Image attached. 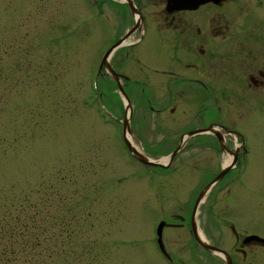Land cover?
I'll return each mask as SVG.
<instances>
[{"label": "rangeland", "instance_id": "374dc122", "mask_svg": "<svg viewBox=\"0 0 264 264\" xmlns=\"http://www.w3.org/2000/svg\"><path fill=\"white\" fill-rule=\"evenodd\" d=\"M236 2V16L223 29L239 37L264 31V0ZM124 9L121 0H0V264H159L151 258L157 225L174 222L172 215L229 155L204 132L214 126L235 131L227 134L232 151L241 148L240 138L245 144L239 165L208 192L201 232L216 235L218 193L241 226L264 233V84L254 86L246 73L241 79L216 74L212 97L189 83L185 96L173 82L171 97L168 77L155 71L167 67L150 66L143 53L159 58L168 48L149 29L145 40L138 31L129 41L140 42L114 47L106 58L107 69L129 76L119 78L127 107L114 75L99 70L105 52L134 22ZM251 49L254 67L247 70L255 74L264 70V43ZM126 116L135 146L158 163L156 170L127 149ZM185 136L169 166L159 165ZM231 187L246 188L237 191L238 203L226 198ZM167 235L184 257L186 242Z\"/></svg>", "mask_w": 264, "mask_h": 264}, {"label": "flooded vegetation", "instance_id": "af4514ba", "mask_svg": "<svg viewBox=\"0 0 264 264\" xmlns=\"http://www.w3.org/2000/svg\"><path fill=\"white\" fill-rule=\"evenodd\" d=\"M121 1L126 8L123 13L129 11L134 17V22L124 34L115 39L113 44L122 39L126 34H129L127 38H131L132 34H135L134 31H143L140 41L145 40L147 31L154 29L155 31H152L153 34L158 36L160 38L159 41L168 48L165 53L161 54L162 57L159 56V58L151 57L144 50L143 53L148 55L150 66L156 68H159L158 66L167 67L165 70L156 69L155 71L168 77L169 96L172 97L173 95V91L170 89L171 82L175 83V86L179 85L181 92L185 96V89L189 83L191 87L196 89L197 93L207 91L210 97L217 92L216 79L219 78L233 76L236 78L238 76L241 79L246 73L251 84L254 86L264 84V70L262 68L258 69L255 74L251 70H247L254 67L251 60V46L252 44L260 43L262 45L264 43V36L257 34L264 31H255L256 33L249 31V34H245L251 40L250 44H252L250 46L246 42L245 35L239 37L235 31H226L222 27L223 24L226 27H230L232 24L231 19L236 16L238 11L236 9V1L238 0H205V2L192 8L189 5L193 4L195 0ZM96 2L98 3V0ZM233 5L235 6L234 9H232ZM220 10L222 11L220 12ZM136 14L139 16V21L136 20ZM165 33L167 34L166 37ZM258 38L259 40H257ZM140 41L137 40V42H131L130 44L133 45ZM130 44H122V46L126 47ZM142 48L143 46L140 48V53L137 52V58H140L139 55ZM218 57L222 58L216 62V58ZM176 69H179V71ZM227 69H230L231 72ZM187 73L189 75L185 76ZM216 74H219L220 77L216 78ZM120 77L123 80L129 79V76H125L123 73H120ZM137 82L140 83V81ZM143 85L148 86L145 82ZM181 86L183 89H181ZM195 128L194 130L191 129V131H198L202 127L198 126ZM205 133L216 137V143L222 146V148L217 149L219 152L228 151L229 154H233L234 156L232 160L233 164L229 165L228 171L217 183L223 182L226 180L228 174L231 173V170L239 165L241 156H239V153L240 149L244 146V141L240 139L241 148L238 149L236 146L235 150L232 151L230 149L232 146L231 141L226 139L221 142L218 134L214 132ZM223 169L224 166H222L216 175H213L205 187ZM235 178V175L231 176L230 181H234ZM205 187L192 197L188 203L182 205L183 208L180 214L176 213L172 215L175 218L174 222L160 221L156 227V236L153 240L155 251L152 253H154V257L151 255V258L156 259L159 264L163 263L157 256L162 258L166 264H204V258L209 260L211 264H264V233L250 231L246 226H241L236 216L231 212L228 202H222L225 198L221 197L223 199L219 200L218 193H216V201L215 198L213 199V203L216 202V217H214L216 218V223L214 222L216 235L211 236L208 234L206 236L202 232L204 236H201V224L198 218L201 214L202 204L214 186L206 190V193L202 196L201 193ZM240 189L242 191L246 190V188H239L238 190ZM238 190L232 189V187L227 189L229 193H226L227 200L231 199V201H236L237 203L241 201L240 194L237 193ZM212 207H214V204H212ZM209 212L208 217L212 216V208H210ZM161 223L164 225L162 237L158 234V226ZM166 230L176 234L180 243L186 242L184 243V249H182L184 257L178 256L175 253L171 244L173 236L170 237V241L168 242L166 238L169 232ZM185 232H187L189 238L188 242L185 239ZM169 244H171L172 248L169 247ZM212 247H215L216 251ZM152 264H154L153 261Z\"/></svg>", "mask_w": 264, "mask_h": 264}, {"label": "water", "instance_id": "95a60500", "mask_svg": "<svg viewBox=\"0 0 264 264\" xmlns=\"http://www.w3.org/2000/svg\"><path fill=\"white\" fill-rule=\"evenodd\" d=\"M202 2H205V0H195V2L193 3V4H190L189 5V7L190 8H192V7H195V6H197L198 4H200V3H202ZM127 36H128V34H127ZM112 48H114V46L112 47ZM111 48V49H112ZM111 49H109L108 50V52L105 54V56H104V60H103V63L102 64H105L106 66H107V64H106V58H108V56H109V53L111 52ZM109 68V67H108ZM113 75H114V77H115V79L118 81V83H119V78H120V76L114 71V69H112V68H109L108 69ZM119 87H120V89H121V91H122V93H123V95H124V97H125V101H126V106L127 107H129L130 106V99L128 98V96H127V94L125 93V91H124V89L122 88V86H121V84L119 83ZM127 113H128V111H127ZM127 117L128 116H126L125 117V119H124V128H123V132H124V136H125V141H126V144H127V146H128V148H129V150L139 159V160H141L142 162H145V163H152V162H150V160H148V159H146L139 151H138V149L136 148V147H134V145L130 142V140H128V138H127V136H126V134H127V132L129 131V133L130 134H132V130L129 128V130H128V119H127ZM208 131H212V132H214L215 134H218L219 135V139L221 140V142H222V140H223V135L220 133V132H218L214 127H210V130H208ZM208 131H204V132H208ZM195 132V131H194ZM197 132V131H196ZM184 144V139H182L181 140V143L178 145V147L170 154V156H169V160L167 161L168 163H167V165H169L171 162H172V160H173V158L176 156V154L181 150V148H182V145ZM152 164H155L156 165V163H152ZM164 165V163H159V165ZM157 165H158V163H157ZM166 165V166H167ZM228 169L229 168H227V169H223L222 171H221V173L209 184V186L208 187H210V186H213L214 184H215V182L216 181H218L219 179H221L223 176H224V174L228 171ZM163 223H161L160 225H159V228H158V234H160V237H162V229H163ZM215 251H216V248L215 247H212Z\"/></svg>", "mask_w": 264, "mask_h": 264}, {"label": "bare ground", "instance_id": "6f19581e", "mask_svg": "<svg viewBox=\"0 0 264 264\" xmlns=\"http://www.w3.org/2000/svg\"><path fill=\"white\" fill-rule=\"evenodd\" d=\"M123 1H125V0H123ZM136 20L139 21V16L137 14H136ZM136 32H138V31H134V33H136ZM131 39H132V37L131 38H127V39H125V41L123 43H121L122 40H123V38H122L121 41L117 45H120V43L123 44V45L130 44L131 42L129 40H131ZM210 133H212V132H210ZM127 136H128V139L131 141V143L135 146V143H134L132 135L128 132ZM186 139H187V136H185L184 141ZM233 157H234L233 154H229L228 157L224 161V166H227V165L231 164L232 160H233ZM168 160H169V157L166 156V157H162L157 162H159V163H167ZM201 236H204V234L202 232H201Z\"/></svg>", "mask_w": 264, "mask_h": 264}, {"label": "trees", "instance_id": "16d2710c", "mask_svg": "<svg viewBox=\"0 0 264 264\" xmlns=\"http://www.w3.org/2000/svg\"><path fill=\"white\" fill-rule=\"evenodd\" d=\"M4 252H3V255L5 254V252H6V250H3ZM16 251H15V249L12 251V253H15ZM2 260L4 261L5 259L4 258H2Z\"/></svg>", "mask_w": 264, "mask_h": 264}]
</instances>
